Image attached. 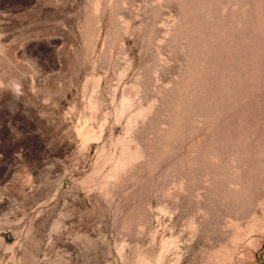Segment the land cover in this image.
I'll return each mask as SVG.
<instances>
[{
  "label": "rangeland",
  "instance_id": "374dc122",
  "mask_svg": "<svg viewBox=\"0 0 264 264\" xmlns=\"http://www.w3.org/2000/svg\"><path fill=\"white\" fill-rule=\"evenodd\" d=\"M0 264H264V0H0Z\"/></svg>",
  "mask_w": 264,
  "mask_h": 264
}]
</instances>
